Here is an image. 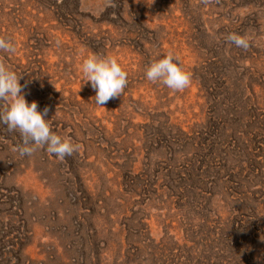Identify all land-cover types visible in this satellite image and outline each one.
Listing matches in <instances>:
<instances>
[{"label":"rangeland","instance_id":"374dc122","mask_svg":"<svg viewBox=\"0 0 264 264\" xmlns=\"http://www.w3.org/2000/svg\"><path fill=\"white\" fill-rule=\"evenodd\" d=\"M0 38L25 99L79 145L21 157L0 123V264H264V0H0ZM93 53L127 72L103 107ZM169 53L183 91L145 77Z\"/></svg>","mask_w":264,"mask_h":264},{"label":"clouds","instance_id":"9594fccd","mask_svg":"<svg viewBox=\"0 0 264 264\" xmlns=\"http://www.w3.org/2000/svg\"><path fill=\"white\" fill-rule=\"evenodd\" d=\"M226 39L236 47L247 51L250 48V38L229 33ZM0 50L15 52L13 43L0 38ZM85 82H90L96 92L94 102L103 107L110 99L118 98L127 86V72L117 59L111 56H100L95 53L88 55L81 65ZM145 77L152 83H162L167 88L179 92L191 84L190 73L183 70L179 59L174 54L153 61L146 70ZM20 76L0 63V100L7 102V107L0 112V123L9 131H18L23 137V146L13 149L21 157L32 156L41 147L59 160L78 152L79 145L70 139L55 134L44 117L48 109L38 111L37 102L30 104L22 92L19 83Z\"/></svg>","mask_w":264,"mask_h":264}]
</instances>
